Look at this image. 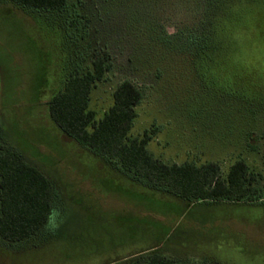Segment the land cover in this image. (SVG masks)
Segmentation results:
<instances>
[{
	"label": "rangeland",
	"instance_id": "374dc122",
	"mask_svg": "<svg viewBox=\"0 0 264 264\" xmlns=\"http://www.w3.org/2000/svg\"><path fill=\"white\" fill-rule=\"evenodd\" d=\"M97 56L110 64L90 93L97 118L131 81L143 96L130 138L147 131L154 158L214 162L223 178L241 160L259 201L187 205L60 133L47 100ZM0 141L58 192L45 234L0 244V264H115L151 249L176 264H264V0H70L53 13L0 0Z\"/></svg>",
	"mask_w": 264,
	"mask_h": 264
},
{
	"label": "trees",
	"instance_id": "16d2710c",
	"mask_svg": "<svg viewBox=\"0 0 264 264\" xmlns=\"http://www.w3.org/2000/svg\"><path fill=\"white\" fill-rule=\"evenodd\" d=\"M24 11L61 12L70 0H9ZM107 56H97L90 70L71 74L48 100V116L60 133L97 158L104 167L149 189L166 192L187 203L261 198L246 164L239 160L221 177L218 164H166L147 150L151 135L129 137L141 90L129 80L113 91V102L97 118L89 108L90 93L109 68ZM58 195L55 183L21 151L0 141V244L12 247L45 234ZM51 229V228H49ZM48 232V231H47ZM115 264H176L158 249L123 256Z\"/></svg>",
	"mask_w": 264,
	"mask_h": 264
},
{
	"label": "crops",
	"instance_id": "0c3cea01",
	"mask_svg": "<svg viewBox=\"0 0 264 264\" xmlns=\"http://www.w3.org/2000/svg\"><path fill=\"white\" fill-rule=\"evenodd\" d=\"M57 129V128H56Z\"/></svg>",
	"mask_w": 264,
	"mask_h": 264
}]
</instances>
